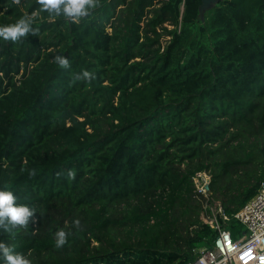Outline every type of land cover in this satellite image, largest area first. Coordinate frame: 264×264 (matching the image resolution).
<instances>
[{
	"label": "trees",
	"instance_id": "trees-1",
	"mask_svg": "<svg viewBox=\"0 0 264 264\" xmlns=\"http://www.w3.org/2000/svg\"><path fill=\"white\" fill-rule=\"evenodd\" d=\"M200 2L42 10L0 39V187L35 209L0 240L31 264H185L212 243L215 201L241 229L232 215L264 182V0L202 17ZM39 8L0 0V23Z\"/></svg>",
	"mask_w": 264,
	"mask_h": 264
},
{
	"label": "built area",
	"instance_id": "built-area-1",
	"mask_svg": "<svg viewBox=\"0 0 264 264\" xmlns=\"http://www.w3.org/2000/svg\"><path fill=\"white\" fill-rule=\"evenodd\" d=\"M204 172L195 174L198 193L207 195L209 176ZM206 176V177H205ZM210 214L201 216L213 231L209 247L194 250V258L185 264H264V182L258 191L232 215L241 229L236 235L225 226L229 221L216 201Z\"/></svg>",
	"mask_w": 264,
	"mask_h": 264
},
{
	"label": "clouds",
	"instance_id": "clouds-1",
	"mask_svg": "<svg viewBox=\"0 0 264 264\" xmlns=\"http://www.w3.org/2000/svg\"><path fill=\"white\" fill-rule=\"evenodd\" d=\"M38 3L39 9H34L31 13L25 11L15 17L12 22L0 23V39L16 41L29 32H35L36 29L31 25L33 19L38 17L42 10H47L50 15H63L65 18L78 22L96 6L97 0H38ZM55 59L61 65L67 66L68 61L63 57L57 56ZM83 74L85 77L90 75L88 71H84ZM15 200L16 196L9 188L0 187V228L25 226L33 217L34 208L27 204H17ZM54 235L56 247L65 244L67 233L64 229L57 230ZM13 248V245L0 240V264H31L25 255L14 251Z\"/></svg>",
	"mask_w": 264,
	"mask_h": 264
},
{
	"label": "water",
	"instance_id": "water-1",
	"mask_svg": "<svg viewBox=\"0 0 264 264\" xmlns=\"http://www.w3.org/2000/svg\"><path fill=\"white\" fill-rule=\"evenodd\" d=\"M219 0H201L198 7L199 16L202 17L206 10L211 9Z\"/></svg>",
	"mask_w": 264,
	"mask_h": 264
},
{
	"label": "rangeland",
	"instance_id": "rangeland-1",
	"mask_svg": "<svg viewBox=\"0 0 264 264\" xmlns=\"http://www.w3.org/2000/svg\"><path fill=\"white\" fill-rule=\"evenodd\" d=\"M206 176H208V175H206ZM206 176H205V177H206ZM196 184H198V183L195 182V185H196ZM215 202H216V201H215ZM215 202H214V203H215ZM214 205H215V204H212V206H210V208H214ZM204 214L206 215L205 212H204L202 215H204ZM209 214H210V213H209ZM202 215H201V216H202Z\"/></svg>",
	"mask_w": 264,
	"mask_h": 264
}]
</instances>
